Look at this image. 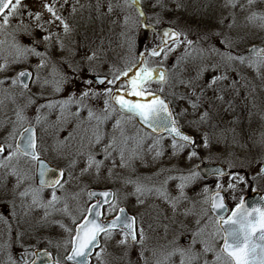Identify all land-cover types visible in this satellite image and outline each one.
<instances>
[{
    "label": "snow or ice",
    "instance_id": "1",
    "mask_svg": "<svg viewBox=\"0 0 264 264\" xmlns=\"http://www.w3.org/2000/svg\"><path fill=\"white\" fill-rule=\"evenodd\" d=\"M171 2L187 10L180 0ZM256 3L224 0L221 8L232 10L227 15L209 13L210 5L197 7V23L158 31L156 24L172 11L170 0H150L156 24L150 23L145 0L110 2L103 15L117 9L124 13L119 35L128 57L120 68L102 74L98 68L104 41L93 47L88 32L80 33L79 22H72L93 5L72 0L65 16L69 0H41L40 10L25 0H0V129L7 133L0 142V186L5 190L0 204L7 213L0 212V223L7 239L0 247L7 252L5 264H39L41 258L47 264H92L93 259L96 264H264V199L249 207L241 196L229 209L222 193L237 192L248 179L223 167H201L206 159L228 154V133L232 144L245 147L235 128L220 127V114L235 111L241 89L253 107L258 106L257 88L264 91V35L255 43L257 33L249 30L264 33V11L250 10ZM238 7L241 12L249 9L243 23L237 21ZM85 19L91 22V14ZM149 29L159 41L139 51V35ZM31 85L39 91L33 92ZM46 88L56 98L46 95ZM29 109H34L33 117ZM255 143L264 148V132ZM220 145L223 152L214 150ZM146 153L153 163L169 155L171 164L151 176L133 178L115 171L134 173L137 160L148 167ZM236 167L230 161V168ZM208 176L216 177L215 187L204 184L196 193L200 200L190 197L188 191ZM258 177H264V167L252 180ZM102 180H122L131 191L121 197L118 190L89 189V183ZM73 181L79 191L73 190ZM83 194L96 202L80 204ZM189 200L193 209L201 205L198 213L187 208L179 212ZM162 205L171 209V216ZM36 209L44 211L45 221L55 212L71 220L73 227L53 222L67 233L54 245L63 247L62 258L47 249L25 247L24 224ZM192 215L197 216L194 227L179 219ZM161 219L169 221L163 224L166 243L151 245ZM14 244L23 249L18 257L12 254ZM110 247L116 252H109Z\"/></svg>",
    "mask_w": 264,
    "mask_h": 264
},
{
    "label": "rangeland",
    "instance_id": "2",
    "mask_svg": "<svg viewBox=\"0 0 264 264\" xmlns=\"http://www.w3.org/2000/svg\"><path fill=\"white\" fill-rule=\"evenodd\" d=\"M204 0H180L181 3H185L188 5L187 10L181 8L177 9L176 4L172 3L170 0V5L172 8V11H168L163 14L162 19L159 24H156V17L153 15L152 9L150 8V0H145V10L148 12V15L151 17L150 23L156 24L157 30H163L168 27H174L176 29H182L184 28L185 23L189 24H195L198 21L194 18L193 13L195 12V9L197 7L203 8L204 7ZM260 2H263L262 0H259ZM80 4H91L93 7L91 9L85 8L81 12H78L77 16L74 20H72L71 17H69L70 20H72L73 23L79 22V31L80 33H84L85 31L88 32V34L92 37L94 40L93 47H97L100 45L101 40L104 41L103 44V51L100 53L102 57L101 65L98 68V70L103 73H108L109 69L115 66V68H120L125 60L128 57V51L127 47H121V38L119 33L123 30V15L119 9H117L114 13L103 15L104 13H107V5L111 2L113 4H122L123 0H79ZM99 2L100 8L97 10L96 5ZM242 3H245L246 0H241ZM25 3L32 8L33 10H40V3L41 0H25ZM72 0H69V5H67L64 9V15L68 16V13L70 11ZM259 5L256 9H250L251 11L257 10L264 11V6ZM134 14V9L132 10ZM229 11H232L231 9L225 8L224 15H227ZM237 13V21L238 23L244 22V16L247 14L249 9H246L245 12H241L240 8L235 9ZM91 14L92 21L88 22L85 18ZM190 17V19H189ZM114 21H117V23H113ZM250 31H252V27L249 28ZM254 32L257 33V35L254 37L255 43H260V36L264 35V33H260L259 29H254ZM39 35V33H37ZM159 36H154L152 31L149 30H143L141 31L138 39V50L143 51V48L145 45H148L149 43L158 42ZM35 62V61H33ZM150 63H155V60H150ZM168 63H172V60L168 61ZM131 75V74H130ZM256 84H259V81H255ZM33 92H38L39 89L31 85ZM16 91H19L17 89ZM45 94L52 96L53 98H56L55 94L52 92L51 88H46ZM258 96L256 98V104L257 107L252 106L251 100L245 101L244 96L247 94L246 90L241 89L240 96L235 97V111L230 112L228 114H225L221 112L220 117L221 124L220 127L222 129H228V128H235L237 133V139L241 140V143L245 145V147H237L234 144H232V134L228 133V140H229V148H228V154L224 155L222 159L220 160H204L206 163H216V164H222L227 170L233 171V172H240L241 175L246 176L249 183L248 184H241L238 186V191L235 193H232L230 190H226L225 195L228 200L229 205L231 208L235 207V204L239 201V198L244 196L246 193L253 191L254 189H261L264 191V177H258L255 181L252 180V177H255L256 174L259 172L261 166L264 164V148H261L259 144L255 143L260 139L261 132H264V91H261L259 88H257ZM67 93H64L62 95H66ZM229 96H232L233 93H229ZM21 103L23 101H20ZM40 103H43L44 101H39ZM98 104L100 102H97ZM11 105H9V109H11ZM47 111V110H45ZM28 114L30 117H33L35 115L34 109H29ZM8 115L11 116L12 112L9 110ZM4 117V111L0 110V119H3ZM56 115L53 113V115L50 117L51 120H55ZM238 119L239 122H235ZM184 131L191 132L193 135H196L199 137V134L196 132H193L190 128H185ZM219 132V129L217 130ZM6 131L3 129H0V142L4 141V138L6 136ZM38 134L39 131H38ZM245 134H248L247 136ZM167 146V145H166ZM224 146L220 145L218 146V150L220 152H223ZM146 159L148 162V167H144V165L140 161H135V168L136 171L133 173L130 169H120L116 168V172L120 174L121 176H127L132 175L133 178H135L136 175L140 176H151L155 172L159 170L160 167H166L170 166L171 161L169 159V155H165L164 158L159 163H153L152 162V156L150 153H146ZM230 161H236L237 167L236 168H230ZM55 165L57 164L56 161H53ZM119 163V161H117ZM106 175V171H105ZM0 180H2V177H0ZM229 177H224L222 179V183L225 186V189L227 187ZM76 181H73V190L79 191V189L76 187ZM217 183L216 177H212L211 179L207 181H201L200 185H198L195 190L196 193L200 191L201 187L204 184H207L209 187L214 188L215 184ZM96 185H101V187H109L113 190H118V194L123 197L125 192L131 191V186H128L125 188V186L122 183V180H116L115 182L111 180H102L100 182H92L89 183V189L94 188ZM9 187H11V181L9 182ZM4 189L2 186H0V197L4 195ZM191 197H194L196 200H200L201 197L194 195L193 190L191 193H189ZM233 195H235L237 198L233 199ZM48 193L45 192V197L47 198ZM134 198H130L128 201V206L132 207V202ZM191 204L190 209L194 212H199L201 205L197 204L195 209H193L192 201H188ZM19 203V200L17 201ZM80 204H90V200L88 199L86 194H83L80 201ZM77 202L73 201L72 206L73 208L76 207ZM164 207V205H162ZM135 211V209H133ZM167 215L171 216L172 212L171 209H167ZM180 210V209H179ZM0 212H5V208L3 204H0ZM44 217V211L42 209H36L32 211L29 216L26 218V223L24 224V227L28 229V234L24 238L25 247L32 245L33 250L34 249H47L50 251L54 257L59 255L61 258L64 254V249L61 247L60 249H57L54 245L57 241H62L66 236L67 233L64 232V230L59 227L58 224L53 223L54 221H61L65 224H67L69 227H73L71 220L66 217L63 213L55 212L52 215H49L47 218V221L43 219ZM183 217H179V219H182ZM189 222L193 223L190 226H195V220L197 219V216L192 215L189 216ZM169 221L161 219V222L158 226H154L156 230L151 233L152 240L149 242L151 245L156 244H164L166 243L165 240V234L164 230H161L160 228H163V224L168 223ZM169 238H171V232L169 233ZM7 237L5 235V229L2 223H0V245H3V243L6 241ZM51 240L53 243L49 244L48 241ZM184 240L182 239V243ZM23 251V249L20 248L18 244H14L12 248V254L15 257H18L20 253ZM109 252H116V250L113 247H110L108 249ZM150 255V253H149ZM32 257H29L31 259ZM133 259H135V252H133ZM7 260V252L2 247H0V264H5V261ZM92 264H96L95 259H93Z\"/></svg>",
    "mask_w": 264,
    "mask_h": 264
},
{
    "label": "flooded vegetation",
    "instance_id": "3",
    "mask_svg": "<svg viewBox=\"0 0 264 264\" xmlns=\"http://www.w3.org/2000/svg\"><path fill=\"white\" fill-rule=\"evenodd\" d=\"M263 2H260L259 0H257V3L254 5V6H252V8L251 9H256L257 8V6H258V4L259 5H263L264 6V0H262ZM204 2V6L205 5H210V7L208 8V11H209V13H213L214 15H219L221 12H223V14L225 13V8H221V5L224 3V0H204L203 1ZM246 3V2H245ZM262 6V7H263ZM239 8V7H238ZM254 11H257V10H254ZM189 19H190V17H189ZM252 31L254 32V29H258V28H256V27H252ZM52 164L53 165H55V163L52 161ZM110 166V165H109ZM264 166V164L261 166V167H263ZM209 179H211V178H208V179H204L203 181H207V180H209ZM91 189H96V190H109V189H111V188H109V187H101V185H96V186H94V188H91ZM90 189V190H91ZM111 190H113V189H111ZM192 190L193 189H190L189 191H188V194L189 193H191L192 192ZM255 191H259V192H261L262 194H263V196H264V191L263 190H261V189H259V188H257V189H254L253 191H250V192H248V193H246L245 195H247V194H249V193H252V192H255ZM244 195V196H245ZM189 196H190V194H189ZM243 196V197H244ZM191 197V196H190ZM96 201H95V199H93V200H90V204H92V203H95ZM239 202V201H238ZM237 202V203H238ZM135 203V201H134V199H133V202H132V205ZM236 203V204H237ZM89 204V205H90ZM235 204V205H236ZM129 207V212L130 213H133L134 212V210L131 208V206H128ZM190 207H191V204L187 201V202H185L184 204H182L181 205V207H180V210H179V212H183L186 208L187 209H190ZM105 208H107V205H105ZM164 208H166V206H164ZM229 214H230V212H229ZM181 217H183V216H181ZM189 217H187V218H185V217H183L182 218V220H185V222L190 226L191 224H193V223H190L189 222V219H188ZM166 224V223H165ZM161 230H164L163 228H160ZM185 242V241H184ZM37 250H39V249H34V251H37ZM52 256H53V254H52ZM54 257V256H53ZM31 259H33V257L31 258Z\"/></svg>",
    "mask_w": 264,
    "mask_h": 264
},
{
    "label": "water",
    "instance_id": "4",
    "mask_svg": "<svg viewBox=\"0 0 264 264\" xmlns=\"http://www.w3.org/2000/svg\"><path fill=\"white\" fill-rule=\"evenodd\" d=\"M201 167L203 169H205V170H209V169H212V168H215V167H223L225 169V171H230V170H227L223 165H221V164H214V163H205L204 162V163L201 164ZM52 175L53 174H50V177ZM208 177H210V176H208ZM91 190H94V191H97V192L105 191V190H96V189H91ZM222 194L225 196V193L224 192ZM262 199H264V196L259 191H255V192L249 193L248 195H246L244 197L245 203L249 207H251L252 205L256 204L257 202H260ZM225 202L228 205L227 200H226V196H225ZM228 208L230 209V206L229 205H228ZM37 252H43V250H37ZM39 264H47L46 258H41L40 261H39Z\"/></svg>",
    "mask_w": 264,
    "mask_h": 264
},
{
    "label": "trees",
    "instance_id": "5",
    "mask_svg": "<svg viewBox=\"0 0 264 264\" xmlns=\"http://www.w3.org/2000/svg\"><path fill=\"white\" fill-rule=\"evenodd\" d=\"M193 193H194V195L196 194V190H195V188L193 189Z\"/></svg>",
    "mask_w": 264,
    "mask_h": 264
}]
</instances>
